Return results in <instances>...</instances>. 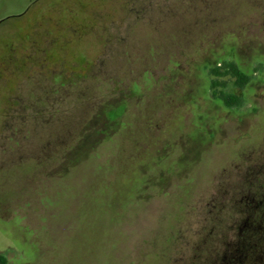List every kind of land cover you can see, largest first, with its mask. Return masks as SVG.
Here are the masks:
<instances>
[{
	"label": "rangeland",
	"instance_id": "rangeland-1",
	"mask_svg": "<svg viewBox=\"0 0 264 264\" xmlns=\"http://www.w3.org/2000/svg\"><path fill=\"white\" fill-rule=\"evenodd\" d=\"M263 223L264 0H0L7 264H264Z\"/></svg>",
	"mask_w": 264,
	"mask_h": 264
},
{
	"label": "trees",
	"instance_id": "trees-1",
	"mask_svg": "<svg viewBox=\"0 0 264 264\" xmlns=\"http://www.w3.org/2000/svg\"><path fill=\"white\" fill-rule=\"evenodd\" d=\"M211 76L213 77L211 80V90L212 96L216 99H219L227 108L235 109L242 105L243 100L240 97L235 95L224 93L221 90H218L221 85H224L219 79L222 76L229 75L230 77L234 78L233 84L242 89L244 88L250 80V77L243 73L236 64L234 63H227L222 62L216 64L214 67L210 68L209 70ZM242 230L241 235L243 234L246 226ZM234 251V258L226 263V264H244V254L242 253L240 247L233 250ZM8 259L4 254H0V264H7ZM225 264V263H223Z\"/></svg>",
	"mask_w": 264,
	"mask_h": 264
},
{
	"label": "flooded vegetation",
	"instance_id": "flooded-vegetation-1",
	"mask_svg": "<svg viewBox=\"0 0 264 264\" xmlns=\"http://www.w3.org/2000/svg\"><path fill=\"white\" fill-rule=\"evenodd\" d=\"M261 228H263V229H264V223H263V224H261Z\"/></svg>",
	"mask_w": 264,
	"mask_h": 264
}]
</instances>
